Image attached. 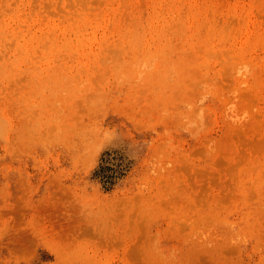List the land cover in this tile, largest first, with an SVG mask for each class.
<instances>
[{
  "label": "rangeland",
  "instance_id": "obj_1",
  "mask_svg": "<svg viewBox=\"0 0 264 264\" xmlns=\"http://www.w3.org/2000/svg\"><path fill=\"white\" fill-rule=\"evenodd\" d=\"M0 264H264V0H0Z\"/></svg>",
  "mask_w": 264,
  "mask_h": 264
}]
</instances>
